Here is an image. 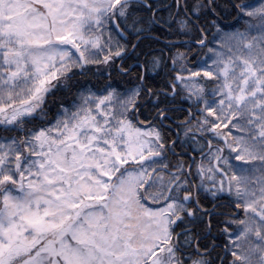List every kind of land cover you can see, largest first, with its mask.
Returning <instances> with one entry per match:
<instances>
[{"label":"snow or ice","instance_id":"1","mask_svg":"<svg viewBox=\"0 0 264 264\" xmlns=\"http://www.w3.org/2000/svg\"><path fill=\"white\" fill-rule=\"evenodd\" d=\"M0 264H264V0H0Z\"/></svg>","mask_w":264,"mask_h":264}]
</instances>
